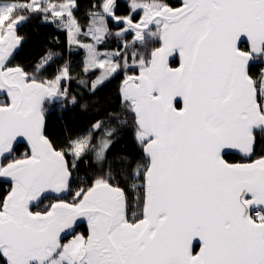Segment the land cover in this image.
<instances>
[{
  "label": "snow or ice",
  "instance_id": "6c2138e0",
  "mask_svg": "<svg viewBox=\"0 0 264 264\" xmlns=\"http://www.w3.org/2000/svg\"><path fill=\"white\" fill-rule=\"evenodd\" d=\"M79 9L0 0V264H264V0ZM34 22L64 41L30 59Z\"/></svg>",
  "mask_w": 264,
  "mask_h": 264
},
{
  "label": "trees",
  "instance_id": "16d2710c",
  "mask_svg": "<svg viewBox=\"0 0 264 264\" xmlns=\"http://www.w3.org/2000/svg\"><path fill=\"white\" fill-rule=\"evenodd\" d=\"M80 9L78 16L81 22H84V14L89 6V0H78ZM24 34L27 35L28 40L24 49V56L28 58H36L40 56L43 51L52 46V39L59 35L61 42L64 41V36L56 32L55 28L50 25H40L39 23H32L23 29ZM59 50V49H57ZM80 56H74L73 59L78 65L81 59ZM76 75V73H73ZM118 84V80H113L110 84L99 90L95 97L90 96L86 91L77 87L76 82L72 83V91L80 92L82 95L81 103L88 102L89 109L87 112L82 111L79 107H69V109L61 113L54 111L48 117V124L52 131L56 134H61L68 131H80L89 124L94 118H99L104 109L111 110V104L115 103V90ZM127 141L118 143L113 151L119 150L124 147ZM22 150V149H21Z\"/></svg>",
  "mask_w": 264,
  "mask_h": 264
}]
</instances>
